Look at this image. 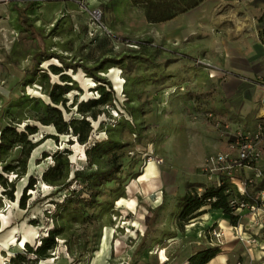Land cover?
Segmentation results:
<instances>
[{"label": "rangeland", "instance_id": "rangeland-1", "mask_svg": "<svg viewBox=\"0 0 264 264\" xmlns=\"http://www.w3.org/2000/svg\"><path fill=\"white\" fill-rule=\"evenodd\" d=\"M29 1L31 6L21 3L27 8L25 21L28 26H36L37 33L25 30L18 19L12 25L13 33L0 35V116L9 102L21 97L49 102L42 93L40 79L26 88L19 85L37 52L59 54L68 62H83L90 67L104 59L123 61L122 65L105 66L101 73L113 86L115 102L98 121L92 122L87 145L69 136L48 138L57 135L53 127L29 120L31 113L25 106L12 109L15 113L11 118L19 117L22 123L18 125L20 130L27 124L38 126V133L30 139L39 146L31 156L27 176L17 184L13 201L3 195L5 190L0 185V264H8L9 258L23 252L27 244L37 246L52 228L61 232L58 246L50 259L39 264H162L164 254L169 261L163 264H185L196 249L205 247L198 246L196 233L187 230L198 218L180 225L179 202L187 192H201L218 181L217 177L209 180L202 171L205 160L217 153L216 148H207L216 141V135L204 118L208 110H213L216 99L196 101L195 92L201 94L204 90L190 82V66L181 62L180 67L173 52L188 53L195 43L210 39L206 27H216L212 16L229 11L239 1L216 0L217 5L203 4L196 13H191L193 10L176 21L159 24L148 23L144 12L131 6L129 0ZM191 23L205 30L189 38ZM175 34H181V38ZM52 64L61 66L52 59L40 68L47 69ZM67 74L82 90L68 95L69 109H63V114L69 121L76 116V108L71 107L76 96L80 103L99 98L100 94L98 84L82 70ZM51 79L59 82L57 76ZM203 79L199 77L197 83ZM9 118H2L0 125L5 126ZM72 139L74 143L70 144ZM98 142L103 144V151L91 163L86 150ZM149 158L153 160L149 162ZM158 160H162L160 165ZM115 161L128 166L125 174L117 175L125 179L117 178L99 187L101 193L91 207L76 209L68 204V213L65 207L56 210L53 201H63L62 194L53 197L56 189L71 183L72 188L81 190V180L87 181L88 175L97 170H107ZM56 165L59 170L53 171ZM45 174L54 185L46 182ZM6 176L8 181L16 180L14 174ZM31 176L36 186L25 193L26 207L22 209L20 201ZM258 188L248 190L250 201ZM158 200L162 205L152 209ZM243 211L239 225L246 234L257 233L261 247L264 210L255 215L262 226L260 232L252 222L250 226L249 209ZM213 229L203 233L208 237ZM24 241L28 243L21 246ZM260 247L255 249L261 253L256 262L264 264V246Z\"/></svg>", "mask_w": 264, "mask_h": 264}, {"label": "trees", "instance_id": "trees-1", "mask_svg": "<svg viewBox=\"0 0 264 264\" xmlns=\"http://www.w3.org/2000/svg\"><path fill=\"white\" fill-rule=\"evenodd\" d=\"M74 1L82 2V0ZM207 1L209 0H129V3L131 6L144 12L148 23L159 24L170 22L180 15L189 13ZM20 20L25 25L27 31L37 33V28L26 24L25 10L21 11ZM52 59H57L61 66L52 64L47 69L40 68L43 63ZM126 59H130V57L127 56ZM122 61L120 59H104L98 65L90 67L83 62H68L64 56L47 51L37 52L33 56L32 66L25 70L24 75L19 79V85L21 88H26L33 85L37 79H40L42 93L47 97L49 102L47 103L41 98L25 96L26 98L21 97L16 102H12L13 104L9 102L6 108L2 110L0 122L2 118L10 117L5 126L0 125V185L5 190L4 196H8L12 201L14 200L17 184L27 176L29 161L33 152L39 146L38 142H33L30 139V136L38 133V126L35 124H27L23 130H20L18 125L22 123L18 121L19 117L17 119L15 117L11 118L15 113L12 109L15 106L27 107L31 113V116L28 118L29 120H33L42 126L53 127L57 135L49 136L48 138L58 140L59 136H69L76 139L75 141L79 144L87 145L93 132L92 122L98 121L99 117L106 113V108L114 107L115 102L113 86L107 79L101 76V73H103L105 66L111 63L122 65ZM79 70H82L87 78L93 79L98 84L97 92L100 96L99 98L80 103L77 102L76 96V100L71 106L72 108H76V116H73L68 121L63 114V109H69L68 104L70 99L68 95L74 91L81 92L82 90L67 73L69 71L76 73ZM52 76H57L59 82L54 83L51 79ZM203 98H205V95H200L197 99ZM30 103H32L31 106H29ZM73 139L69 141L70 144L74 143ZM102 145V143L98 142L86 150L87 157L91 163L96 161L100 156L101 151H103ZM14 153H16L15 157H13ZM127 167L125 162L117 163L115 161L107 170H97L88 175L86 178L87 181L81 180L82 182L79 184L81 190L72 188L71 183L56 189L52 193L53 197L60 194L63 197L62 202L53 201L56 210L65 207V211L68 213L70 210L68 204L73 205L76 209L79 206L83 208L91 207L101 193L99 187L114 183L118 178L117 175L127 172ZM52 169L53 171H58L59 165L54 166ZM11 174L16 175V180L8 181L6 175ZM48 175L45 174L44 176L46 182L54 185L49 180ZM123 177L125 179V176H120L118 179H122ZM28 182L20 201V207L22 209L26 207L27 197L25 193L27 190H33L36 186V180L32 176ZM255 187H259L258 191L264 189V179L249 187L248 190ZM62 188L65 189L62 190ZM234 200H241V196L237 188L227 178H220L218 184L203 187L201 192L189 191L179 202L180 225L183 226L197 219L205 213L204 209L209 207L210 210L222 211L229 219L230 224L237 227L241 218L230 206V203ZM246 200L248 201V196ZM262 231L264 232V230ZM60 235L61 232L57 228H52L47 232L45 237L41 238L37 246L27 244L23 252L17 253L14 257L9 258L8 264H39L42 261L50 259L51 253L58 246L57 238ZM221 253L222 249L220 246H208L192 255L188 259V264H208Z\"/></svg>", "mask_w": 264, "mask_h": 264}, {"label": "crops", "instance_id": "crops-1", "mask_svg": "<svg viewBox=\"0 0 264 264\" xmlns=\"http://www.w3.org/2000/svg\"><path fill=\"white\" fill-rule=\"evenodd\" d=\"M22 2L31 6L29 0H0V35L14 32L12 25L15 20L21 19L22 10H25L26 18H28L27 8L22 6ZM209 3L217 5L216 0H209L204 5ZM198 10L199 7L194 11L192 10L191 13H196ZM197 15L195 14L196 19L199 20ZM212 18H214L213 25L216 27H206L207 33L211 35L210 39L204 43H195V48L192 46L188 53L186 50L178 52L174 50L176 52H173V55L180 62V67L182 66L181 62L188 63L191 68L188 75L190 82H193L199 90H204L201 94H198L199 91L195 92L196 101L216 99L213 102V110L207 111L208 114L214 115V119H208V114L204 118L206 126L213 130L216 135V141L207 148H216L217 153L212 154H218L227 150L228 140L218 132L215 125L216 120L229 124L233 130H253L257 124L264 122V86L258 81V78L264 80V0L234 2L232 9L216 15V17L212 16ZM22 27L26 30L25 25ZM33 27L36 28V26ZM203 30H205L204 26L194 27L191 23L188 27L189 38L193 33ZM178 36L180 39L181 34H175V37ZM199 77H204V82L200 80L197 83ZM206 84L207 86H205ZM200 95H205V98L197 99ZM155 170L153 171L155 172ZM245 173H247L246 175H253L249 171ZM150 181L152 180L147 182ZM161 205L160 200H158L151 207L156 210ZM204 211L205 213L198 217L196 223L187 226V230L188 232L194 231L198 238L197 245L205 248L219 245L212 238L211 230L208 232V237L203 233V230L214 228L213 230H221L224 233L220 245L222 253L208 264H259L256 259L261 253L255 250L260 247L259 243L257 246L249 247L239 242L241 235L257 238V233L253 231L255 235L252 232L246 234L240 225L232 226L222 211L210 210L209 207H206ZM243 212H238L237 215L242 218ZM247 216L250 218L251 226L254 218L250 210L247 211ZM252 226L254 227V225ZM258 229L260 232L262 227H258ZM245 230L250 229L245 227ZM262 233L264 232L262 231ZM261 244L264 246V241ZM163 251L166 252V249ZM198 251L200 249H196L190 257ZM164 255L165 259L162 260V264L169 261L167 254Z\"/></svg>", "mask_w": 264, "mask_h": 264}, {"label": "built area", "instance_id": "built-area-1", "mask_svg": "<svg viewBox=\"0 0 264 264\" xmlns=\"http://www.w3.org/2000/svg\"><path fill=\"white\" fill-rule=\"evenodd\" d=\"M258 81L264 86L262 78H258ZM207 118L214 119V115L210 113ZM215 125L220 135L228 140V147L226 151L207 158L202 171L209 180L217 177V184L220 178L229 179L241 196V200L230 203L234 212L237 214L249 209L254 218L253 224L262 227L255 215L256 212L264 210V189L259 190L252 201L246 199L248 188L264 179V122L257 124L253 130H233L229 124L217 120ZM152 160L153 158H149V162ZM156 162L160 165L162 160ZM246 171L252 172L253 175H246ZM210 234L220 246L224 233L221 230H212ZM239 241L249 247L258 245L253 237L241 235Z\"/></svg>", "mask_w": 264, "mask_h": 264}, {"label": "bare ground", "instance_id": "bare-ground-1", "mask_svg": "<svg viewBox=\"0 0 264 264\" xmlns=\"http://www.w3.org/2000/svg\"><path fill=\"white\" fill-rule=\"evenodd\" d=\"M152 170H153V169H152ZM148 177H149V176H148ZM122 202H124V200H123ZM131 205H132V204H131ZM131 205H130V206H131ZM132 207H133V206H132ZM25 242H26V241L22 242V243H21V246H23V245L25 244ZM15 246H16V244H15ZM105 255H106V254H105ZM103 262H104V261H103ZM101 263H102V262H101Z\"/></svg>", "mask_w": 264, "mask_h": 264}]
</instances>
